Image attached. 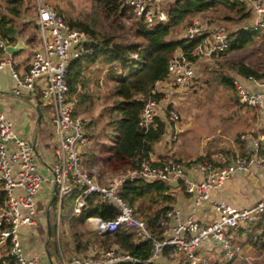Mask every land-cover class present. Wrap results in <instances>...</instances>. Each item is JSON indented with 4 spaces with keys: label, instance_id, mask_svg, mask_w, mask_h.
Here are the masks:
<instances>
[{
    "label": "built area",
    "instance_id": "2783aa9c",
    "mask_svg": "<svg viewBox=\"0 0 264 264\" xmlns=\"http://www.w3.org/2000/svg\"><path fill=\"white\" fill-rule=\"evenodd\" d=\"M252 9L253 16L242 26L244 30L264 27V0H238ZM40 49L31 53L26 70L19 72L14 67V56L6 50L9 41L0 37V70L8 68L13 80L11 93L21 97L28 95L41 107L48 106V114L54 126L53 145L50 148L49 165L38 159L33 143L21 137L12 120L0 113V264H35L36 258H27L20 243V228H31L37 224L36 196L42 186H57L55 235L58 240L60 213L67 197H73L72 214L79 215L85 207L87 197L96 195L98 201L115 207V215L109 219L89 217L92 229L100 234L112 233L120 226L139 229L141 235L152 242L153 254L157 258L163 247L174 248L183 254L184 264H208L201 249L208 242L217 243L224 261L233 260L238 253L230 230L248 227L264 221V198L249 207H236L220 200L212 202L217 219L210 223L199 222L193 214L181 217L178 208L172 206L159 219L161 233L153 236L143 220L134 215L133 207L121 196L124 182L133 179L169 182L176 179L191 196L195 206L210 201V191L221 188L237 173L261 172L264 177V157L251 154L236 155L222 166L201 163L195 167L203 173L202 180L190 178L187 166L172 159L155 162L144 160L138 169L121 175L102 177L93 167H84L80 148L88 137L83 120L75 115L74 96H70L67 76L72 61L90 54L91 36L88 32L72 28L45 0H34ZM133 18L147 25L168 21L166 0H122ZM20 16V15H19ZM188 40L201 38L192 55L213 59L229 57V41L225 31L216 28L204 16H195L181 31ZM168 76L164 84L186 87L194 77V63L181 50H176L168 61ZM240 103L259 108L264 103V77L237 76L233 80ZM154 91V90H153ZM155 99H147L140 113L139 125L148 129L155 126V118L168 109ZM173 108L168 110L169 120L178 116ZM41 164L37 165V162ZM44 170L47 173H44ZM86 221V222H87ZM264 223V222H263ZM264 233V229L259 231ZM258 239L257 234L253 237ZM60 250L59 246L57 245ZM61 251V250H60ZM97 254V256H95ZM63 256V255H62ZM61 256V257H62ZM62 264H123L138 262L129 253L116 248L100 249L84 258H70Z\"/></svg>",
    "mask_w": 264,
    "mask_h": 264
},
{
    "label": "trees",
    "instance_id": "16d2710c",
    "mask_svg": "<svg viewBox=\"0 0 264 264\" xmlns=\"http://www.w3.org/2000/svg\"><path fill=\"white\" fill-rule=\"evenodd\" d=\"M22 4V0H11L4 8L5 12L0 14V37L10 43L15 40L17 28H22L24 25V22L18 23V25L15 22V19L21 14ZM93 5L97 11L92 18L81 20L67 18L65 20L63 17L72 28L88 32L92 38L88 45L92 52L70 63L67 82L69 91L72 95L74 94L76 102L82 105L85 98L95 96L92 90L98 89L100 96L97 97V100H102L105 104L96 118H93L95 119L94 122L106 116L107 124H116L115 129L118 130V136L108 149V155L104 154L98 159L93 157L92 161L84 159L83 163L84 167H93L98 170L99 176L106 177L108 174H121V172L138 169L142 161L151 159L153 147L168 133L169 127L172 128L173 121L168 118V110L173 108L171 102L168 103V109L163 110L162 114L155 118L154 127L151 126L146 129L139 125V120L141 110L147 99L151 98L162 102L161 100L164 99L162 97L168 95V93L162 92L161 88L168 76V61L176 50L183 51L188 59L194 63V77L187 87L193 86L198 68L196 62L200 58L193 56L192 51L201 38L188 40L182 34L177 33V28H184L185 25L191 23L195 16L206 12L218 14L223 11L222 14L226 13V15L220 19H230L236 23L245 22L249 20L250 10L244 2L238 0H173L166 8L169 18L167 22L147 25L145 22L133 18V22L127 24V27L122 20L125 17H131V14H127L129 8L123 4L122 0H94ZM57 12L61 15L59 11ZM229 12L232 14L229 15ZM222 14H218V16ZM100 18L109 21L108 29L102 25ZM34 26L37 29L36 25ZM216 28L227 33L223 26ZM262 30L261 28L244 30L242 27L231 29L227 33L228 50L230 52L238 51L254 43V40L260 36L264 41ZM174 31L176 37L173 34ZM172 34L174 37H170ZM31 40H34L33 35L28 41L31 42ZM211 67L214 79L232 89L234 93L236 90L233 85L232 74L264 77V73H259L249 65L235 59L217 60L213 64L211 63ZM101 76H103L102 79ZM90 81H93L91 83L94 84V89H90L88 85ZM158 84L160 86L156 89ZM174 87L176 90L178 88L184 89L176 84ZM235 98L236 103L245 106L240 103L237 94ZM245 107L254 110L251 107ZM93 119L87 123L89 132L86 130V134L88 138L95 135L91 129L94 123H92ZM261 131L264 132L263 129ZM254 135L256 137L257 133ZM237 141H240L239 136ZM168 143L167 140L166 144ZM240 143L241 156L247 157L253 154L252 152L248 153L245 145L241 141ZM254 150L258 155L264 156L262 147H257ZM235 156L236 154H233L229 157L234 158ZM170 157L174 156L169 154L161 161H166ZM172 160L182 162L187 167L205 162L213 166L222 165L204 155L196 157L193 161H184L180 157L172 158ZM88 163H93V165ZM170 189L171 186L164 181L133 179L122 184L120 194L133 207L134 215L145 222L150 233L153 236H159L161 233L159 219L172 207L167 203L171 201L167 195ZM66 199L72 207L73 197ZM115 210L112 205L98 201L94 194L87 197L85 207L79 215H73L70 208L63 224V237L66 238V241L64 248L61 244L59 245L61 252L63 254L67 252L73 258H84L86 255L88 256L89 250L93 253L94 250H104L115 246L119 252L129 253L138 260L135 263L123 264H164L159 261V257L167 255L169 252H176L174 248L163 247L157 258H151L153 254L152 242L146 240L139 229L134 227L120 226L116 231L105 234H100L87 227V218L98 216L109 219L115 215ZM43 214H45L44 211ZM263 222L261 220L252 226L230 230L234 237V233L238 231L253 229L254 234L248 242L259 251L256 255L258 257L255 264H264V254H261L264 252V233L263 231L259 233L261 229H264ZM256 224L257 229L254 227ZM44 228L47 229L46 224ZM256 234L258 239L254 241L253 237Z\"/></svg>",
    "mask_w": 264,
    "mask_h": 264
},
{
    "label": "rangeland",
    "instance_id": "374dc122",
    "mask_svg": "<svg viewBox=\"0 0 264 264\" xmlns=\"http://www.w3.org/2000/svg\"><path fill=\"white\" fill-rule=\"evenodd\" d=\"M10 1L11 0H0V14L5 12L4 8L10 3ZM45 1L50 7L59 11L65 20L67 18L79 20L84 18H92L95 15L94 13L97 11L93 5L94 0ZM172 1L173 0H166L165 9L169 7ZM22 3L23 6L20 9L21 14L15 20L18 23L21 21V19H23L21 22H24L23 27H25V31L22 30V37L31 38L33 35L35 39L33 45L28 47L26 50L31 54L34 50L40 49V46L35 44L37 42L40 43L38 30L34 26L36 24L34 21H31L32 23L30 22V24L27 22V20H30V18H35V2L34 0H22ZM249 10V19H251L253 12L251 8H249ZM127 12L129 15L131 14L130 11ZM220 12L221 13L218 14H222L223 11ZM218 14L206 12L201 13L200 15L208 19L215 27H225L227 33L231 29L242 27L243 24L247 22L245 21L236 23L230 19L222 20L220 18L226 15V13H223L220 16H218ZM228 14L231 15L232 13L229 12ZM130 16L131 17H125L122 20V22L126 23V26L127 24H131L134 20L132 14ZM100 19L102 25L108 29L107 26L109 25V21L103 18ZM182 29L183 27L177 28V33L181 34ZM261 29H263L262 33H264V27ZM173 34L176 37L175 31ZM173 34L170 37H174ZM254 41V43H251L250 45L245 46L238 51L231 52L229 57L224 59L239 60L240 62L249 65L252 69L258 71L259 73H264V41L262 40L261 36ZM219 60H221V58ZM214 62L216 61H213V59L204 58L199 59L198 62H196V66L198 63L196 79L194 80L193 86L191 88L186 86L183 87V90L181 88L176 90L174 84L169 83L167 85L168 88L164 91V93H168V95L166 97H162L164 98L161 100L164 102L163 105L168 107V103L171 102L173 107L172 110H175L178 116V119L175 121V123L173 122L172 128L167 133V138L169 141V145L167 146L170 147L169 150L173 152L172 154H174V157H170L171 159L175 158L176 156H180L183 157V160L185 161V158H189L191 156L194 157L197 155V153L204 152L205 156H209L210 154L214 153V151L222 152L224 155H226V157L232 156L233 154H236V152L237 155H240V141L245 145L248 153L252 152L254 154V149L257 147H262L264 150V140L260 142L257 137L255 138L253 136V134L259 130L264 129L262 120L261 122L256 121L257 118L254 110L246 108V105L240 106V104L236 103L234 99H236L235 95L237 93H234L232 89L227 88L222 83H219L218 80L214 79V73L211 71V63L213 64ZM14 65L17 68L15 62ZM216 65L218 66L219 64ZM91 68H93V66H91ZM103 76H101V79ZM231 76L234 80L237 77V74H232ZM91 82L93 81H90L88 85L90 89H94V84ZM92 92L95 96L85 98L83 105L77 102V104L75 103L74 105L75 115L79 116L83 120L85 133L86 130L89 132L87 123L90 121V119L92 120L93 118H96L97 114L100 112V110H102L105 104V102L102 100H97V97L100 96L98 89L95 91L92 90ZM69 93L71 97L74 95H72L71 92ZM41 108L43 109L44 113L42 114V127L39 128L37 135L38 147L40 149L42 148L39 155L50 163V154L48 151L46 152L44 150V146H41L40 140L44 137L45 131L47 133L50 132L53 134L54 126L52 125L51 117L48 114V110L50 108L43 104L42 101ZM259 112L261 115H263L262 113H264V110L259 108ZM34 120L35 115L33 114L31 117L30 127L28 126L30 137L33 134L32 129H34ZM94 121L95 119H93L92 123ZM107 122L108 119L106 116H103L97 120V122L93 123L91 129L95 135L88 138L87 143L80 148L82 156L85 160L92 161L93 157H97L98 159V157H102L104 154L108 155L107 151L113 145L116 137L118 136V130L115 129L116 124L110 125L107 124ZM238 136L240 141H237ZM45 144H49L47 140ZM250 145L251 147H249ZM88 164L93 165V163ZM37 165H41L39 161L37 162ZM96 172H98L97 169ZM123 173L125 172H121V174ZM109 176H111V174H108L106 177ZM45 186L50 189V192L46 195L44 194L42 196H36L35 201L37 203V213L39 214V220L37 224L31 228V231L35 233L36 236H40L41 238L44 237L45 233L42 212L45 209L52 192L51 185L45 184ZM70 208L71 204L67 201V199H65L60 213L59 229V242L62 248H64L66 241V238L63 237V224ZM56 214L57 205L53 203L50 208V220L53 234H55ZM86 225L89 229H92V226L88 221L86 222ZM48 245L52 250V241H49ZM2 254L3 252H0V257ZM64 254L68 255L67 252H64Z\"/></svg>",
    "mask_w": 264,
    "mask_h": 264
},
{
    "label": "crops",
    "instance_id": "0c3cea01",
    "mask_svg": "<svg viewBox=\"0 0 264 264\" xmlns=\"http://www.w3.org/2000/svg\"><path fill=\"white\" fill-rule=\"evenodd\" d=\"M35 18H36V12H35ZM35 18H30V20H27V22L30 24V22L34 21ZM20 20V19H19ZM23 21V19H21ZM18 22L19 24L23 22ZM16 22V20H15ZM13 21V23L15 24ZM31 22V23H32ZM17 23V25H18ZM36 24V23H35ZM31 26V25H30ZM22 30L25 31V27H18L17 32L15 35V40L11 45L17 44L18 40L19 42V48L15 52H11L14 56V62L17 65V68L19 72L26 70V64L30 60L31 54L30 52H27V48L33 45L34 40H31L29 42L28 40L30 37H22ZM37 44V43H35ZM203 59V58H200ZM224 59V58H222ZM13 84V80L10 75V70L8 68H4L3 70H0V113L4 114L9 120H12V122L15 125V128H17V132L25 139L30 140L32 143H34V147L37 152V156L39 160L44 162L45 164L49 165V161L44 160L42 157H40V149L38 147V141H37V135L38 130L40 127H42V114L43 109H41V118L39 123L37 124V112L35 111L36 104L31 101L30 97L28 95L17 97L14 96L11 93V87ZM160 84L156 86V89L159 88ZM168 86L166 84H162V92H164ZM168 91V90H167ZM260 109L264 110V103ZM259 108L254 109V113L256 115V121L261 122L264 124V113L263 115L260 114ZM35 115L34 120V129H32V136H29V130L28 126L30 127L31 123V117L32 115ZM171 129V127H169ZM168 129V132H169ZM264 130V129H263ZM257 133V138L261 142L264 140V132L259 130ZM255 137V135L253 134ZM46 137V138H44ZM44 137L40 140L41 146H44V150L49 152L50 154V148L53 145V134L50 132L47 133L44 132ZM255 137V138H256ZM49 144H45V142ZM167 133L165 136L153 147V152L150 155L151 160L155 162H160L164 157L168 156L169 154H172L173 152L170 151V147H168L166 144ZM256 149V148H255ZM204 155L205 153H197L194 157L185 158V161H193L196 157ZM237 155V152H236ZM254 155H258L257 153H254ZM262 156V155H261ZM180 157V156H176ZM264 157V156H262ZM183 158V157H180ZM209 158L211 160H214L215 162L218 161V163H221L224 165L228 161H230L232 158L226 157L222 152H216L209 155ZM51 160V156H50ZM219 165V166H222ZM215 166V167H219ZM188 174L190 178L194 180H202L203 179V173L199 171L195 165H192L190 167H187ZM44 173H47L46 170H44ZM103 177V176H102ZM171 189L167 192V195L171 198V201L167 202L169 206H174L179 209L181 217H187L190 214H193L194 217L202 223H210L217 219V213L215 212L213 208L212 202L214 200H220L227 203H232L236 207H249L254 205L258 200L264 198V177L261 174V172L253 170L249 173H237L234 175L231 179H229L227 182L224 183V185L219 189H214L210 191V201H207L199 206H195L193 203V200L191 199V196L187 194L184 191V187L181 185V183L178 182V185H170ZM45 186V185H44ZM53 190V187H52ZM50 192V189L45 187L41 188V192L39 191L38 196L46 195ZM43 193V194H41ZM52 194V192H51ZM51 197V196H50ZM50 200V198H49ZM145 201V200H144ZM37 204V203H36ZM40 204V203H39ZM47 205L44 212L46 211ZM51 208V207H50ZM50 213V211H49ZM38 213H37V222H38ZM42 218H43V225L46 224V218L45 214L42 212ZM258 224V222H257ZM257 224L254 226L257 229ZM253 227V228H254ZM32 228V227H31ZM31 228L27 227H21L20 228V243L23 249V253L27 258L29 257H35L36 263L35 264H62L61 259H64L66 262L70 261V258L72 256L63 254L60 250H57L58 247H55V245H60L59 239L56 240V235L51 233L50 236L47 234V229H45L44 237L41 238L40 236H36L35 233L31 231ZM254 234L253 229L250 231L243 230L238 231L237 233H234L233 242L234 245L238 249L237 256L231 260V261H224L222 258L221 248L217 243L214 242H208L206 243L203 248L201 249V253L207 258L208 264H255L256 259L258 256V250L256 247L251 245L248 241L249 238ZM55 235V236H54ZM59 237V234H58ZM49 241H52L53 243V249L51 250L49 248ZM114 248H116L114 246ZM117 249V248H116ZM100 250V249H98ZM98 250H94L97 252ZM102 250V249H101ZM89 254H92V252L89 250ZM94 253V252H93ZM88 254V256H89ZM261 254H264L262 252ZM63 255V256H62ZM62 256V257H61ZM87 256V255H86ZM78 257V256H74ZM184 256L182 254H178L176 252H169L167 255H163L159 257V261L164 264H184ZM71 264V263H69Z\"/></svg>",
    "mask_w": 264,
    "mask_h": 264
},
{
    "label": "water",
    "instance_id": "95a60500",
    "mask_svg": "<svg viewBox=\"0 0 264 264\" xmlns=\"http://www.w3.org/2000/svg\"><path fill=\"white\" fill-rule=\"evenodd\" d=\"M17 42L18 43L15 44V45H11V44L7 45L6 50L9 51V52L17 51L18 48H19L20 39ZM35 111L37 112V121H36V123L38 124L39 121H40V118H41V109H40L38 104H36V106H35ZM15 130L17 131V128H15ZM33 146H34V143H33ZM168 183L170 185H178V181L176 179L171 180ZM56 193H57V186H56V184H54L53 190H52V194H51L50 200L48 201V205H47V208H46V211H45L46 228H47L48 236L51 235V223H50L49 211H50L51 205L53 204V202L55 200Z\"/></svg>",
    "mask_w": 264,
    "mask_h": 264
}]
</instances>
